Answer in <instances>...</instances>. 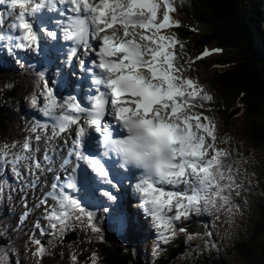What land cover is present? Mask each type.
<instances>
[{
    "label": "snow or ice",
    "instance_id": "obj_1",
    "mask_svg": "<svg viewBox=\"0 0 264 264\" xmlns=\"http://www.w3.org/2000/svg\"><path fill=\"white\" fill-rule=\"evenodd\" d=\"M177 13L175 0H0V47L20 64L19 52L45 57L49 48L46 58L60 77L56 83L73 85L70 94L58 99L47 66L41 65L30 103L47 122H34L26 129L32 135L0 148V195L7 188V198L13 199L15 192L26 210L25 190L37 188L42 179L50 185L33 207L41 209L46 222L45 227L34 220V228L52 239L46 247L33 231L25 244L33 246L35 264L51 255L54 240L63 242L77 229L102 241L96 213L88 206L109 212L105 200L115 203L113 189L125 182L131 185L127 208L118 204L112 209L113 227L128 232L137 227L135 216L148 218L157 234L153 257L178 233L186 241L200 238L212 245V231H188L193 218L216 220L224 213L231 221L238 210L234 197L245 187L242 158L218 146V125L205 114L214 97L190 75L197 61L223 50L188 57L186 45L172 32L182 27ZM72 76L77 80L71 81ZM112 122L123 138L115 137ZM65 133L64 144L71 139V146L61 155L63 145L56 141ZM146 140L160 146V161L134 150ZM104 184L109 187L101 190ZM133 205L138 213L131 212ZM29 214L22 212L21 219ZM11 252L0 246V264H12ZM88 260L99 264L100 258L92 252ZM70 262L79 264L76 253Z\"/></svg>",
    "mask_w": 264,
    "mask_h": 264
},
{
    "label": "trees",
    "instance_id": "obj_2",
    "mask_svg": "<svg viewBox=\"0 0 264 264\" xmlns=\"http://www.w3.org/2000/svg\"><path fill=\"white\" fill-rule=\"evenodd\" d=\"M187 2L184 15L189 20L209 28L208 32H204L196 39L198 43L196 49L210 47L223 50L214 54L210 62L215 66L216 76L219 78L213 85L217 86L223 100L229 102L228 106L234 107L227 114V122L242 121L247 126L246 137L253 147L264 152V0H187ZM184 34L188 39L190 33L186 31ZM22 89L21 83L11 91L4 92L0 88L1 136H7L17 121V105L10 100L16 99ZM260 199L262 202L259 224L249 230V227L242 223L241 229H244V233L228 248L229 253L224 254L220 251L210 255L198 251L189 253L186 251L187 246L178 244L169 250L166 260L157 264H175L185 256L193 257L185 264H233L232 255L252 264H264V226L261 223V220H264V190ZM109 234L114 235L107 231L106 242L97 243L103 264H143L140 258H137L139 255L132 247V240L120 238L123 240L117 239V243L108 242ZM113 244L122 249L121 255L111 248Z\"/></svg>",
    "mask_w": 264,
    "mask_h": 264
},
{
    "label": "rangeland",
    "instance_id": "obj_3",
    "mask_svg": "<svg viewBox=\"0 0 264 264\" xmlns=\"http://www.w3.org/2000/svg\"><path fill=\"white\" fill-rule=\"evenodd\" d=\"M186 22V19H185ZM190 25L193 26L192 23H190ZM203 26V27H202ZM201 26V33L203 31L204 32H208L209 28L202 25ZM191 39H193V42L196 41V37L193 36ZM195 44V43H194ZM196 45V44H195ZM195 47V46H193ZM215 49V48H213ZM188 52V57H192V54ZM230 53V51H229ZM188 57H184L185 59H187ZM216 57V56H215ZM214 57V58H215ZM213 56L211 59L207 60V61H212ZM206 63V61H204ZM197 63H200L202 65H198L196 67H193V70L190 74L194 73L193 75L198 74L199 78L203 81V84H207L205 86H207V91H209V93H214V99L216 98L218 100L214 101L213 103H211V105H209V109L212 110V113H216L217 116L219 118H217L218 120V124L220 125L222 134H225L227 137H229V139L233 140V147L228 143V140L223 141V140H219V143L224 144L225 147L230 146V148L232 149V153H234L237 149L238 151H240L241 153H246L247 158L245 160H247L246 165L249 169V171L247 170V177L249 178L248 180H250V183H247L245 185V187L242 189V194H240L239 196H236L234 198V200L238 203L239 208L237 211H235V214L233 216V218L231 219V221H229V217L227 216L224 219V223L223 225H221L219 227V229L222 230V234H224L225 236H227L230 240L226 243L223 242L222 239H215L213 241L212 245H206L204 242L202 245H200V247H197L196 245L193 246L195 248H198L199 251L201 250H206L209 252V250L212 247L215 248H219L218 251L226 254L228 252V248L231 247L235 242H237L240 238V236L244 233V229H241L242 227V223L245 224V226L249 227V230L254 229L255 227H257V225L259 224L258 222V218H259V211H260V205L262 200L260 199V193L262 190H264V174H261L260 176H262L261 179H259V184L256 183V178L258 177V174L261 172H264V152L260 149H256L253 148L252 145L250 144L249 139L246 137V134L248 133V129L247 126H245L242 121H238L236 122L235 120L233 122H227L226 121V115L231 112L233 110L234 107H232L231 105L228 106L229 102L224 101L223 98L221 97L219 91L217 90V86L213 85V83L217 82V79H219L216 76V71L214 70V67L208 65L211 62H208L207 64H203L202 61H199ZM214 78V80H213ZM225 111V117H224V111ZM212 116V115H209ZM221 119V120H220ZM1 135V134H0ZM221 135V134H220ZM222 135V136H225ZM22 136V133L18 132H10V135H8L5 139H1L0 137V148H2V146L4 144H6V142H11L12 140H14V138H20ZM237 144V146L235 145ZM245 156V157H246ZM242 161L244 162V157L242 159ZM256 166H254V164H257ZM261 165V166H260ZM242 164H241V168H242ZM259 171V173L257 172ZM259 186V188L257 187ZM235 202V203H236ZM261 223L264 226V220H261ZM249 225V226H248ZM261 226V227H263ZM0 232H4L3 231V226L0 228ZM5 233V232H4ZM79 233L82 232H77L76 234L80 236ZM95 237H83V242L82 243H76L73 244L74 245H79V247L82 246L83 243H85V248L82 250L83 252L87 253L91 250H93L94 247H96V243L95 240H93ZM81 239V238H80ZM91 239V242H89V240ZM2 240H3V236H0V246H3L4 248H8L9 246H7V243L2 244ZM88 240V241H86ZM54 244L56 245L55 247H52L53 249H49V251L51 252V256L53 259L55 258H59V256L61 257L62 253L63 256L61 258L62 261H64L61 264H68L67 263V249L68 250H72L74 249V247L69 246L67 249H65V245L61 244L62 247L59 246V240H54L53 241ZM225 245L226 247H222L221 245ZM47 244V243H46ZM47 247V245H45ZM63 248V249H62ZM55 249V250H54ZM60 249V252L58 251ZM25 250V247H24ZM62 252V253H61ZM99 253V258L101 257L100 251L98 250ZM229 253V252H228ZM12 254V252H11ZM10 254V255H11ZM21 259L23 260V264H26V253L25 252H19ZM91 253H89L88 255H84L89 257ZM19 256V255H18ZM18 256H14V261H17V257ZM80 256H82L80 254ZM191 258H188L187 256L181 258L180 260H177L175 264H185L186 261H190ZM143 260L145 262H147L146 257L143 256ZM231 262L233 264H252L250 262H246L244 259L238 258V257H231ZM45 264H57V263H48L46 262Z\"/></svg>",
    "mask_w": 264,
    "mask_h": 264
},
{
    "label": "bare ground",
    "instance_id": "obj_4",
    "mask_svg": "<svg viewBox=\"0 0 264 264\" xmlns=\"http://www.w3.org/2000/svg\"><path fill=\"white\" fill-rule=\"evenodd\" d=\"M5 27H7V25H5ZM47 52H48V48H45V54H46V56L45 57H40V59L42 58L43 59V61H45V62H48V63H52L53 61L52 60H50V59H48V58H46L47 57ZM18 55H20V57H22L21 56V54H20V52L18 53ZM13 61L15 62L16 61V58H14L13 59ZM1 62V61H0ZM22 65H17V67H21ZM2 73H4V74H6V72H4L3 70H2V67H1V70H0ZM50 72H51V75H52V77H54L55 76V74H52V70L50 69ZM54 72V71H53ZM54 73H56V71L54 72ZM57 76V75H56ZM58 79H60V77H58ZM71 81L73 80V79H75V76H72L71 78ZM65 89H67L66 91H70V93L72 92V89H73V86H72V84L71 83H69L67 86H65L64 87ZM69 93V92H68ZM212 103H213V101H212ZM212 118H213V120L217 123V125H218V129H220L221 130V128H220V125L218 124V120H217V118L215 117V116H211ZM43 122V121H42ZM47 122V121H46ZM260 123H262V122H260ZM66 136H64V134H62L61 135V137H59V139L61 140L62 138H65ZM219 140H222L221 138H219ZM220 144H222V143H220ZM39 155V154H38ZM51 177V176H50ZM48 178V179H51V178ZM44 180V179H43ZM44 181H46V182H44ZM43 182H44V184H42L41 186H40V192H41V194L45 191V189L46 188H49V186H47L48 185V180H44ZM114 194V193H113ZM114 195H116V194H114ZM28 197V196H27ZM118 197V196H117ZM39 198H41V197H39ZM235 198V197H234ZM121 201V197H118V200L116 201V202H120ZM27 203H28V208H32V210L34 211V212H36V213H39L40 215H41V209H37V208H35V207H33L32 206V204L33 205H35V204H39V200L38 199H36V198H34L33 199V201H32V204H31V202H30V200H29V198H28V200H27ZM53 203V202H52ZM124 204H127V202H123ZM137 207V206H136ZM89 209V208H88ZM42 217V216H41ZM207 217V216H206ZM8 219V215L5 213L4 214V221L3 222H1L0 223V228L4 225V224H6V220ZM205 219H207V218H205ZM44 222V224L46 225V222L45 221H43ZM110 233V232H109ZM110 235V234H109ZM100 251V250H99Z\"/></svg>",
    "mask_w": 264,
    "mask_h": 264
},
{
    "label": "clouds",
    "instance_id": "obj_5",
    "mask_svg": "<svg viewBox=\"0 0 264 264\" xmlns=\"http://www.w3.org/2000/svg\"><path fill=\"white\" fill-rule=\"evenodd\" d=\"M134 150L138 152L151 153L149 159L153 162H158L162 159V149L158 144L153 145L151 140L141 141L134 146Z\"/></svg>",
    "mask_w": 264,
    "mask_h": 264
}]
</instances>
